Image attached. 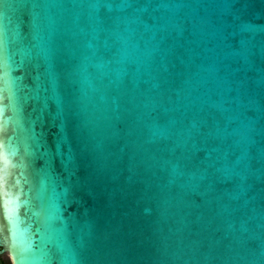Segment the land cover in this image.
<instances>
[{
	"label": "water",
	"instance_id": "water-1",
	"mask_svg": "<svg viewBox=\"0 0 264 264\" xmlns=\"http://www.w3.org/2000/svg\"><path fill=\"white\" fill-rule=\"evenodd\" d=\"M4 254L264 264V0H0Z\"/></svg>",
	"mask_w": 264,
	"mask_h": 264
},
{
	"label": "rangeland",
	"instance_id": "rangeland-1",
	"mask_svg": "<svg viewBox=\"0 0 264 264\" xmlns=\"http://www.w3.org/2000/svg\"><path fill=\"white\" fill-rule=\"evenodd\" d=\"M0 259L5 263V264H11L10 263V259L9 257L7 256V254H4L0 257Z\"/></svg>",
	"mask_w": 264,
	"mask_h": 264
},
{
	"label": "flooded vegetation",
	"instance_id": "flooded-vegetation-1",
	"mask_svg": "<svg viewBox=\"0 0 264 264\" xmlns=\"http://www.w3.org/2000/svg\"><path fill=\"white\" fill-rule=\"evenodd\" d=\"M1 256H2V255H1ZM1 256H0V257H1ZM0 261L2 262V264H4V262H3L1 259H0Z\"/></svg>",
	"mask_w": 264,
	"mask_h": 264
},
{
	"label": "trees",
	"instance_id": "trees-1",
	"mask_svg": "<svg viewBox=\"0 0 264 264\" xmlns=\"http://www.w3.org/2000/svg\"><path fill=\"white\" fill-rule=\"evenodd\" d=\"M5 264V263H4Z\"/></svg>",
	"mask_w": 264,
	"mask_h": 264
}]
</instances>
